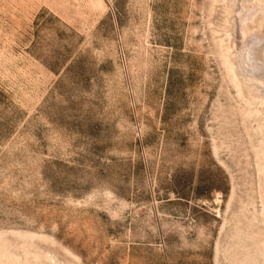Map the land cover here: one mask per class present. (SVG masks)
Instances as JSON below:
<instances>
[{"label": "rangeland", "instance_id": "rangeland-1", "mask_svg": "<svg viewBox=\"0 0 264 264\" xmlns=\"http://www.w3.org/2000/svg\"><path fill=\"white\" fill-rule=\"evenodd\" d=\"M262 6L0 0V264H264Z\"/></svg>", "mask_w": 264, "mask_h": 264}, {"label": "bare ground", "instance_id": "bare-ground-1", "mask_svg": "<svg viewBox=\"0 0 264 264\" xmlns=\"http://www.w3.org/2000/svg\"><path fill=\"white\" fill-rule=\"evenodd\" d=\"M262 10H264V6H262ZM264 23V22H263ZM263 23H261V24H263ZM264 25V24H263ZM246 32V30L244 29V33ZM223 58H224V62H225V64L227 65V67H228V69H229V72H230V74H231V76H232V78L233 79H235L236 78V74H237V72H236V69H235V67L233 66V63H231V60H230V58H229V55H230V53L229 52H227V51H224L223 52ZM238 75V74H237ZM263 193V192H262ZM264 194V193H263ZM15 261V260H14ZM14 261H12L13 263H15L16 264V262H14ZM4 262V261H3ZM5 263V262H4Z\"/></svg>", "mask_w": 264, "mask_h": 264}]
</instances>
